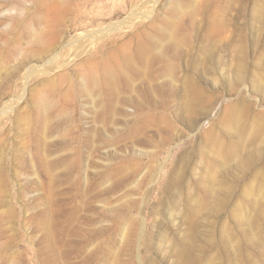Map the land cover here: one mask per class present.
Segmentation results:
<instances>
[{
  "label": "rangeland",
  "instance_id": "1",
  "mask_svg": "<svg viewBox=\"0 0 264 264\" xmlns=\"http://www.w3.org/2000/svg\"><path fill=\"white\" fill-rule=\"evenodd\" d=\"M144 1L0 0V264H264V0Z\"/></svg>",
  "mask_w": 264,
  "mask_h": 264
},
{
  "label": "bare ground",
  "instance_id": "2",
  "mask_svg": "<svg viewBox=\"0 0 264 264\" xmlns=\"http://www.w3.org/2000/svg\"><path fill=\"white\" fill-rule=\"evenodd\" d=\"M96 2V1H95ZM154 2H156V0H145L144 2H142L141 4H136L134 7H133V10H132V14H131V16H130V19H127L126 21H125V23L124 24H129V23H131L134 19H136V18H143V19H147L149 16H150V13H151V11H150V9H149V6H151V4L152 3H154ZM125 3H127V0H125ZM57 8H59V11L61 12V11H63L64 9H65V4H63V3H59L58 4V6H57ZM147 8V9H146ZM112 13V14H111ZM109 15H113V7H112V10L110 11V14ZM55 18L57 19V20H60L61 19V14L60 13H56L55 14ZM63 19H61L60 21H62ZM95 19H93V21H94ZM96 21V20H95ZM69 22V24L70 25H75V21H72L71 19L68 21ZM57 23H58V21H57ZM60 25H58L57 27L58 28H62V27H59ZM120 26V25H119ZM118 27V25H116V24H110L109 25V27H107L105 30L103 29V30H101V29H98V30H96L95 31V33L94 34H89V32H88V34H86V33H84V35L83 36H80V37H77V36H75V38H77V39H82V38H85V37H87V38H89L88 40H93V39H95V38H99V37H101L103 34H109V32L111 31V30H113V29H115V28H117ZM123 28V27H122ZM62 35H63V33H60V32H57V33H55L54 34V39L55 40H58V39H61V37H62ZM74 38V37H73ZM76 39V40H77ZM86 39V38H85ZM87 40V41H88ZM81 41V40H80ZM79 41V42H80ZM74 42V41H73ZM82 43V42H81ZM71 44V43H70ZM55 49V42H53V41H50L49 42V44H46V45H44V46H42V48H41V50H40V53H42V54H44V53H49V52H51L52 50H54ZM83 52L81 51L77 56H80L81 54H82ZM55 54V53H54ZM54 54H52V56L54 55ZM76 56V55H75ZM51 60H52V57L48 60L49 62H48V64L49 63H51ZM62 67H64L63 65H62ZM65 68V67H64ZM35 74L34 73H28V74H26V77L25 78H27V77H33ZM63 77V76H62ZM105 82V81H104ZM7 111V108H4V110L1 112V114H3L4 112H6ZM0 118H1V116H0Z\"/></svg>",
  "mask_w": 264,
  "mask_h": 264
}]
</instances>
